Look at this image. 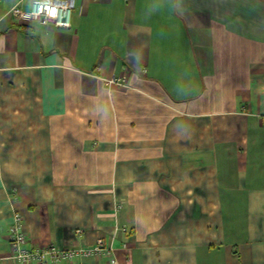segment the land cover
I'll list each match as a JSON object with an SVG mask.
<instances>
[{
	"label": "crops",
	"instance_id": "1",
	"mask_svg": "<svg viewBox=\"0 0 264 264\" xmlns=\"http://www.w3.org/2000/svg\"><path fill=\"white\" fill-rule=\"evenodd\" d=\"M13 6L0 264L14 211L28 248L113 249L66 264H264V0H76L71 29Z\"/></svg>",
	"mask_w": 264,
	"mask_h": 264
},
{
	"label": "built area",
	"instance_id": "2",
	"mask_svg": "<svg viewBox=\"0 0 264 264\" xmlns=\"http://www.w3.org/2000/svg\"><path fill=\"white\" fill-rule=\"evenodd\" d=\"M24 1L13 0L14 6L11 10L13 18L38 21L59 29H71L72 13L76 6V0H29L30 7L28 10L22 8ZM105 82L109 87L123 86L125 80L112 78ZM8 241L11 248V259L18 264H66L72 263L76 259L84 260L89 257L111 256L113 254V249L107 248L102 238H99L96 245L80 249L62 250L53 246L44 249L28 248V238L23 232V217L16 211L13 213L9 227ZM115 262V259L112 260V263Z\"/></svg>",
	"mask_w": 264,
	"mask_h": 264
}]
</instances>
